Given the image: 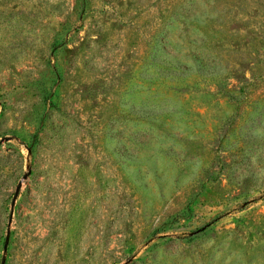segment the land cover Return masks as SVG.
Returning <instances> with one entry per match:
<instances>
[{
    "label": "rangeland",
    "instance_id": "1",
    "mask_svg": "<svg viewBox=\"0 0 264 264\" xmlns=\"http://www.w3.org/2000/svg\"><path fill=\"white\" fill-rule=\"evenodd\" d=\"M8 228L4 264H264V0H0Z\"/></svg>",
    "mask_w": 264,
    "mask_h": 264
},
{
    "label": "water",
    "instance_id": "2",
    "mask_svg": "<svg viewBox=\"0 0 264 264\" xmlns=\"http://www.w3.org/2000/svg\"><path fill=\"white\" fill-rule=\"evenodd\" d=\"M27 177V174H25L23 176V179H25ZM20 186H21V181L18 182L16 188H15V191H14V194H13V198H12V202H11V207H13L14 205V202H15V199L19 193V190H20ZM11 217H12V214L10 213L9 215V222L11 220ZM9 228L7 229V232H6V237H5V240H4V244H3V256H2V259H1V263L0 264H4L5 262V252L7 250V245H8V240H9Z\"/></svg>",
    "mask_w": 264,
    "mask_h": 264
}]
</instances>
